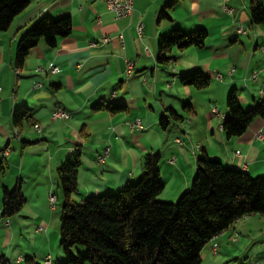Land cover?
I'll return each instance as SVG.
<instances>
[{"label":"crops","instance_id":"obj_1","mask_svg":"<svg viewBox=\"0 0 264 264\" xmlns=\"http://www.w3.org/2000/svg\"><path fill=\"white\" fill-rule=\"evenodd\" d=\"M168 1L134 0L131 13L117 18L104 0H30L0 32V254L12 264H24L28 255L40 264L64 259L57 244L62 195L56 168L77 148L81 164L72 197L79 202L140 177L148 152L160 156L162 200L173 201L189 188L202 151L225 166L264 176V118H255L237 137H226L222 129L231 88L244 109L264 97V27L251 24L249 0H177L166 8L169 16L159 19ZM43 15H69L71 33L54 47L40 40L17 67L18 40ZM175 27L206 29L205 44L174 47L171 61L158 63L157 41ZM193 69L211 77L207 87L182 84ZM98 103L126 109H92ZM21 105L39 129L24 122L15 130L12 113ZM56 108L69 117L52 118ZM168 108L183 117L163 130L159 119ZM135 120L141 127H130ZM17 181L27 201L2 218L3 185L11 189ZM51 194L57 197L54 207ZM254 223L264 234V216H245L209 241L211 251L250 238Z\"/></svg>","mask_w":264,"mask_h":264},{"label":"trees","instance_id":"obj_2","mask_svg":"<svg viewBox=\"0 0 264 264\" xmlns=\"http://www.w3.org/2000/svg\"><path fill=\"white\" fill-rule=\"evenodd\" d=\"M30 0H0V32L5 31L16 15ZM177 0H169L160 12L168 17L166 8ZM251 24L264 27V0H249ZM72 30L69 15L53 18L41 16L24 31L17 43L15 62L21 67L30 50L40 40L54 47L59 37ZM207 30L197 28L186 32L175 27L157 41V62L171 61L172 49L189 46L203 47ZM211 77L200 69H193L181 77L184 85L197 89L209 85ZM55 90L58 84H51ZM227 114L222 121L226 137L242 135L255 118H264V97L248 109L239 102L235 88L225 99ZM190 107L189 103L185 107ZM94 110L119 113L123 104L98 103ZM159 119L166 130L172 120L183 116L173 108ZM12 124L19 132L25 123L36 124L29 109L18 106L12 113ZM81 164V150L77 148L56 168L61 188L62 208L59 220V246L64 259L60 264H200L201 250L216 235L251 215L264 216V176H252L239 168L225 166L218 159L202 151L190 189L180 193L176 202L162 200L159 195L165 186L160 179V156L148 152L142 160V174L136 181L126 183L115 191L91 194L80 202L73 199L77 190V175ZM2 166L0 164V170ZM20 181L13 188L3 185L1 217L9 218L26 203ZM83 250H80V247ZM65 261V262H64ZM0 264H12L0 254ZM24 264H40L33 256H26Z\"/></svg>","mask_w":264,"mask_h":264},{"label":"rangeland","instance_id":"obj_3","mask_svg":"<svg viewBox=\"0 0 264 264\" xmlns=\"http://www.w3.org/2000/svg\"><path fill=\"white\" fill-rule=\"evenodd\" d=\"M137 179L138 178H136L134 181H136ZM191 183H192V180H191ZM191 183H190L189 189L191 187ZM77 189H78V186H77ZM164 190L159 195L161 199H166V198L161 197L162 194H165L166 192V190L165 191ZM179 196H177L173 201H170V200H164V201L176 202ZM61 199H62V196L59 197L60 203H58V208H61L60 207L62 205ZM55 204L51 206L54 207ZM259 226H260V223H254V226H253L254 231L252 232V234L248 233V234H251L252 238L251 237L246 238L243 235L241 241L239 242H232L230 240V243L228 244L230 248L229 247L226 248V244L225 245L222 244L221 250H219L215 254L211 251L210 242H208L205 245V248L201 250L202 260L200 264H264V252L262 251L264 249V246H263L264 245V234H262V232H259V230H257ZM233 237L234 238L236 237V240H237L238 238L241 237V235L240 233H238V234H235ZM59 243L60 242L58 239L57 244L59 245ZM59 248H60V251L62 252V248L60 246ZM80 250L82 251L83 247H80ZM84 264H90V263L87 262Z\"/></svg>","mask_w":264,"mask_h":264},{"label":"built area","instance_id":"obj_4","mask_svg":"<svg viewBox=\"0 0 264 264\" xmlns=\"http://www.w3.org/2000/svg\"><path fill=\"white\" fill-rule=\"evenodd\" d=\"M107 7L114 13L115 17L119 18V17H124L127 16L131 13V10L133 8V1L134 0H104ZM107 39H105L104 41H106ZM132 68V64L128 63V71H130ZM57 68H52V71H56ZM218 76H220V74H218ZM0 91H1V84H0ZM52 118H68L69 117V113L67 111H65L63 108H56L55 110L52 111L51 113ZM129 125L131 128L133 127H141L140 121L139 120H135L132 122H129ZM37 129H39V127H36ZM236 154H238V151L235 152ZM99 159L102 160V157L99 156ZM49 201L51 203V205L55 204V201L51 198V195L49 196ZM46 264H51V260L50 258H48L45 261Z\"/></svg>","mask_w":264,"mask_h":264},{"label":"bare ground","instance_id":"obj_5","mask_svg":"<svg viewBox=\"0 0 264 264\" xmlns=\"http://www.w3.org/2000/svg\"><path fill=\"white\" fill-rule=\"evenodd\" d=\"M16 72H18V70H16ZM51 198L56 202V200H57V197H56V195L55 194H51Z\"/></svg>","mask_w":264,"mask_h":264}]
</instances>
